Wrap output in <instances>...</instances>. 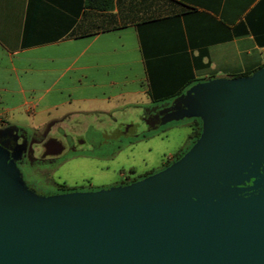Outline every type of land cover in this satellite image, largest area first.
I'll return each instance as SVG.
<instances>
[{
  "label": "crops",
  "instance_id": "crops-1",
  "mask_svg": "<svg viewBox=\"0 0 264 264\" xmlns=\"http://www.w3.org/2000/svg\"><path fill=\"white\" fill-rule=\"evenodd\" d=\"M262 68L264 0H0L3 122L163 105Z\"/></svg>",
  "mask_w": 264,
  "mask_h": 264
},
{
  "label": "water",
  "instance_id": "water-1",
  "mask_svg": "<svg viewBox=\"0 0 264 264\" xmlns=\"http://www.w3.org/2000/svg\"><path fill=\"white\" fill-rule=\"evenodd\" d=\"M251 77L186 93L211 115L209 139L150 182L44 204L0 200V264H264V111L257 106L264 103L226 110L205 92L246 86ZM60 151L57 143L46 146V154ZM4 169L0 163V180L14 195Z\"/></svg>",
  "mask_w": 264,
  "mask_h": 264
},
{
  "label": "rangeland",
  "instance_id": "rangeland-1",
  "mask_svg": "<svg viewBox=\"0 0 264 264\" xmlns=\"http://www.w3.org/2000/svg\"><path fill=\"white\" fill-rule=\"evenodd\" d=\"M244 84L239 88L232 84L211 87L205 92L211 95L209 102L213 106L226 110L235 102L244 111L250 100L264 103V72ZM247 92L251 94L248 100L244 99ZM184 96L156 106L145 96L101 104L97 107L105 114H77L60 121L45 114L18 122L0 121V134L11 133L16 142L11 152L0 146V163L10 172L9 181L15 187H12L14 195L8 196V184L0 180V200L23 203L32 199L44 204L96 196L143 185L177 168L209 139L206 127L211 115L193 97ZM257 106L260 112L264 111V104ZM254 116L248 115L235 135L245 132L250 122L247 121ZM193 121L200 133L189 140ZM50 139L63 146V153L33 161L43 154V144ZM149 172L153 173L131 181ZM50 181L76 189L60 195H41L33 186H46Z\"/></svg>",
  "mask_w": 264,
  "mask_h": 264
},
{
  "label": "flooded vegetation",
  "instance_id": "flooded-vegetation-1",
  "mask_svg": "<svg viewBox=\"0 0 264 264\" xmlns=\"http://www.w3.org/2000/svg\"><path fill=\"white\" fill-rule=\"evenodd\" d=\"M51 142L57 143L61 146V151L57 154H46V146H48ZM0 146L7 150V152H11L16 147V142L13 140V135L11 133L9 134H0ZM63 153V146L56 140L50 139L45 144H43V154L41 156H37L34 158L33 161H41L45 160L49 157H58ZM46 186H39V185H33L34 187L38 188L37 192L38 194L43 195H60L64 194L66 192H70L74 187H69L67 184L62 183H56L54 181L48 182ZM93 189H97V187L93 186Z\"/></svg>",
  "mask_w": 264,
  "mask_h": 264
},
{
  "label": "trees",
  "instance_id": "trees-1",
  "mask_svg": "<svg viewBox=\"0 0 264 264\" xmlns=\"http://www.w3.org/2000/svg\"><path fill=\"white\" fill-rule=\"evenodd\" d=\"M88 7H91V8H92V6H91L90 4L88 5ZM94 8H95V7H93V9H94ZM96 9L101 10V11H105V10H107L108 8H107L106 6H104V7H96ZM245 76H248V74L239 75V76H236V77H245ZM191 127H192V129H193V132H192V134L189 136V140H193V139L197 138V137L199 136V133H200V128L197 126L196 121H193ZM175 156H176V157L179 156V153L175 154ZM132 173H133V172H131V174H132ZM151 173H153V172L146 173V174H144V175H142V176H137L136 178H133L131 181L134 182V181H136L137 179L143 178V177H145V176H147V175H149V174H151ZM73 189H76V188H73Z\"/></svg>",
  "mask_w": 264,
  "mask_h": 264
}]
</instances>
